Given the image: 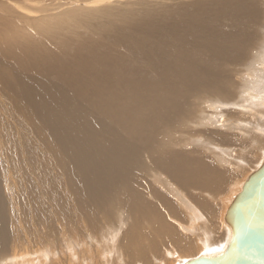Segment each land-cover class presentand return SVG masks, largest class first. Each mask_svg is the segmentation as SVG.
Here are the masks:
<instances>
[{
    "label": "rangeland",
    "instance_id": "374dc122",
    "mask_svg": "<svg viewBox=\"0 0 264 264\" xmlns=\"http://www.w3.org/2000/svg\"><path fill=\"white\" fill-rule=\"evenodd\" d=\"M74 1H78L79 4L81 1H94L92 4L94 7L114 6L133 11L138 16L137 20L140 19L139 23L149 19V27L157 28L156 30L163 34L168 32L173 35L174 27L180 21H184V26L189 27L191 19L195 18L194 16H197L198 13L206 15L212 12L217 17L221 8L220 4L223 2H226L227 7L231 8L235 5L238 7L242 2L244 6L240 9V12H243L242 19H249V23L240 25L243 28L241 30L243 33L241 32L237 37L238 43L236 42L235 45L232 44V48L222 51L223 57L214 48L209 55L206 54V45L203 47L198 40L196 41L198 46L191 47L187 42L186 47L192 58H189L188 54L182 53V45L188 41L187 38L189 40L198 37L204 39V29L200 26L199 31L187 35L175 33L171 43L158 44L151 52L149 51L148 34H142V38L135 36L133 26L116 23L110 25L114 26L111 30L97 28L93 35L101 37V39L94 43L110 42L112 45L115 43L118 47L124 48L122 50L124 55H131L137 47L138 49L142 48L144 57L141 54H134L140 59L133 61L147 62L148 60L143 70L145 75L153 79L154 82L150 84L145 80L142 87L134 89L128 98H124L117 89L109 93V89L104 87L107 79L98 81L95 85V87L101 86L100 93L78 95L72 89V84L77 82L72 80L74 76L70 81L66 80L59 84L67 75L73 74L66 68H62L57 76H50L41 82L39 80L41 77L36 73L24 69L20 71L14 65L13 59L2 55L4 47L0 46L1 147L5 149L4 146L7 142L5 150L0 147L2 149V152L0 149L1 217L7 220L8 225L13 224L20 231L28 229L29 233L26 234L35 241L38 236H42L44 233H48L50 236L47 235V237L54 239L55 236L52 233L57 234L62 229L64 232L67 229L66 234L70 237L75 233L82 236V232L80 230L77 232L74 226L76 221L81 225L80 229L86 231L85 234L89 232V235L93 233L92 236H94L95 233L96 238L92 239L93 242H101L97 235L104 230L113 239L108 244L101 242V245L105 246L107 250L114 252L112 264H182L198 255L218 253L224 248L229 238V230L223 222L228 201L240 191L239 186L241 187L247 175L258 167L264 153V125L261 124V118L258 117V113L264 115V104L262 103L264 102V91L261 93L258 105L256 102L258 100L254 99V96L245 95L242 90L241 93L238 90L228 97L230 92H222L220 89V86H225L228 81L235 83L236 88L242 83L241 68L246 66L251 55L249 53L253 52L256 42L264 39V36L261 37L262 23L261 25L257 24L260 21V16L264 19V3H260L263 1L0 0V19L2 15L8 16L10 18L7 19V23L16 26L24 18H36L44 14L55 13L59 8L53 11L51 9L53 7L55 9L56 4L60 2L63 5L61 8H63L66 7V2ZM158 1L159 3H157ZM256 2L261 5L259 11L255 9ZM212 3L215 5L218 3V5L214 6ZM149 7L152 8L151 12ZM167 7L169 21L168 25L164 26L160 16L166 12ZM231 8H227L226 11L230 12ZM236 8H233L230 13L239 12V9ZM221 9L223 10V8ZM255 11L258 13L255 14ZM180 14L181 16L194 15L189 18L185 15L184 19L178 18ZM251 16L255 18V24H253L254 20ZM263 19L260 22H263ZM95 23L104 25L105 20L93 21V24ZM120 27L124 29L119 30ZM20 29L18 28V30ZM256 29L258 30L256 31ZM193 30L194 26L192 25L191 31ZM253 30L255 32H251ZM128 33L133 34V41L126 40ZM245 33L249 34L248 39H244ZM247 40H250V43L247 44ZM249 45L252 46L248 47ZM160 47L166 48L168 59L176 52L183 55L184 58L174 56L173 59L166 60L164 56L152 57L155 55L154 51ZM63 52L69 51L63 50ZM214 56L218 57L220 63H224L221 70H225L224 74L229 71L232 74L230 77L222 73L223 76L219 78L215 71H210L211 74L205 77L206 66L215 62ZM26 61L25 58L22 63ZM205 61H207L206 64ZM121 62H124L123 58ZM188 62L193 67L192 72L191 69L186 68ZM228 62H231V65ZM178 68L187 69L186 72L181 71L185 74L186 82H184V78L179 77L169 86L165 84L163 75L168 70L176 71ZM239 73H241L240 77ZM76 76L81 77L82 73H78ZM127 78L129 79V77ZM201 79L212 82L215 89L213 91L204 89ZM176 81L180 85L186 83L185 88L177 95L171 96L173 97L171 99L167 94L168 88ZM147 88L150 89L149 92H146ZM36 90L39 93H36ZM186 90L187 92H184ZM190 90L193 92L189 93ZM218 91L222 94H217ZM215 96H217L218 107H213V102H210L214 100ZM238 96L241 97L240 100ZM242 96H245V100ZM135 99L138 104L132 106ZM205 99L209 101L204 103ZM147 100L153 101L146 102ZM136 106H138V111H133L132 109ZM261 109L263 110L261 111ZM199 112L204 113L200 115L202 118L206 117L205 123L200 121ZM210 116H213L212 118L215 120L212 118L210 120ZM193 117L196 122L193 121ZM262 117L264 119V116ZM250 121L255 122L257 126ZM249 123L252 124L249 125ZM245 126L248 129L251 127V130L247 131L249 134L246 133ZM253 127H257V131L256 128L252 129ZM258 128L260 129L258 130ZM15 133L18 142L23 139L19 142L20 145L17 144ZM31 134L33 135L31 136ZM9 135L11 138L14 137V141H10ZM181 136H184L185 139H181ZM206 141H210L209 144ZM1 142L3 143L1 144ZM24 143L26 146H22L25 145ZM213 145H216V148ZM20 146L23 149H20ZM36 147H38L37 151L34 150ZM217 147H220L221 150L219 148L217 150ZM222 148L230 149L231 157L233 156L239 162L230 161L231 164L227 165L225 158L226 162L222 163L224 157L219 159V155L221 156L223 153ZM25 150L28 151L25 152ZM33 151L38 159L35 158ZM28 152L30 156H25ZM181 153L186 154L184 159L178 158V154ZM4 155L8 160L6 162ZM28 165L30 168H27ZM204 165L208 167L207 170ZM193 166L200 172L194 171L191 182L185 186L179 175L183 174L184 168ZM233 166L239 169L236 170ZM3 168H6L7 171L5 172L6 169L3 171ZM34 170L35 172H33ZM217 177L220 178V187H216L215 190L203 187L201 181ZM6 179L11 181L8 180L9 183H7ZM6 185L8 191H3ZM9 191H12L13 197L7 210L4 197L5 193H9ZM182 198H184L183 201ZM185 199L192 206L188 205L189 208L183 206ZM192 207L196 208L195 212L199 213V215L196 213L197 216L195 215L194 218L193 213L186 211ZM190 214L193 219L199 217L198 222L195 220V225L204 224L207 226V230L211 231V233L207 231L212 235L211 243L221 244L218 246L210 244L209 248H206L207 250L204 249L200 252L198 241H196L197 234H192L193 228L188 224L189 221H193L189 217ZM59 215L64 217L63 221L62 219L58 220ZM137 219L140 221L141 228L139 230L136 226ZM62 223L64 226L61 225ZM48 228L50 229L48 230ZM51 228L56 231L58 229V231L53 232L54 230ZM160 230L161 232L163 230L162 234ZM159 232L161 237H156ZM14 237L15 234L10 236L14 240L13 243L17 242L15 245L17 254L24 252L28 246L27 243H23V240L18 242ZM151 239L157 240V242L152 244ZM173 239L188 240L189 247L193 246V249L189 251L188 247L186 250L189 253H179L180 245L178 244L176 247ZM220 239L221 241L218 242ZM50 243L57 253L58 242ZM22 255L11 257L7 251L0 262L5 263L9 259ZM105 255L109 257L108 253ZM62 257L65 256L56 255L51 258L49 256L45 264H61ZM44 260H39L38 264H43Z\"/></svg>",
    "mask_w": 264,
    "mask_h": 264
},
{
    "label": "bare ground",
    "instance_id": "6f19581e",
    "mask_svg": "<svg viewBox=\"0 0 264 264\" xmlns=\"http://www.w3.org/2000/svg\"><path fill=\"white\" fill-rule=\"evenodd\" d=\"M99 1H102V0H98V2ZM262 1L263 2L260 1V3L263 4L264 0H262ZM93 3H94V1L93 2L92 1H81V4H79L78 1L77 2L76 1L66 2V4H65L66 7L61 8L63 5H61V2H60V3L56 4L57 6L55 9H54V7L51 9V11H53V10H57L59 8V10H57L55 13L44 14V15H41V16L36 17V18L35 17L24 18V19H22V22L17 23V21H16V23H17L16 26L11 25V24L9 25L7 23V19H9L10 17L2 15V17L0 19V46L4 47V49L2 51V55L5 57H8L9 59H13L14 65H16L20 69V71H23V69H24L26 71L29 70V71H32L33 73H36L37 76L41 77V79H39L41 82L45 81L50 76H57V74L60 73L62 68H66L68 70H71L73 72V74L67 75L64 79H62L59 82V84L63 81H66V80L70 81L71 77L74 76L72 80L77 81V82H74L72 84V89L78 95L92 94L94 92L100 93L101 89H102L101 86L95 87V85L98 83V81H101L103 79H107L108 81L105 83L104 87L106 89H109V93H112L114 89H117L119 91V93L124 98H128L134 89L142 87V84L145 80H146V82H148L150 84H152L154 82L153 79H150L149 76L145 75L144 70H143L144 67L148 63V60H147V62H140V60H139V62L133 61V60L140 59V58L134 56V54H141L144 57V51L142 48L138 49V47H137V49H135V51L131 55H129V54L124 55V52L122 51V50H124V48L118 47L115 43L113 45L110 42H99V43L95 42L94 43V41L101 39V37H95L93 35V32L97 28H102L106 31L111 30L114 26H110V25L116 24V23H122L124 25L133 26L135 36L142 38V34H148V36H149V51L151 52L158 44H163L164 42L171 43L172 36L175 33H183V34L187 35V34H190L194 31H199V26H200L204 29V39L201 37H198V38H193L192 40H189L187 38L188 41H185L182 45V53L188 54L189 58H192V55L188 53V49L186 47L187 42L191 47L194 45L198 46V43L196 42L198 40V42L200 44H202L203 47L206 45V50H205L206 54L209 55L211 53L212 48H214L215 51L217 53L219 52V54L221 55L222 51L228 50V49L233 47L232 44H234L236 42L238 43L237 37L240 36V34L242 32L241 30L243 29V28H241L240 25L242 23H244V25L249 23V21H248L249 19L248 20L242 19L243 12H240V9H242L244 7L242 2L238 7H237V5L234 4L235 7H233V8L237 7L236 9H239V12L234 11V13H230L233 8L227 7L228 5L226 4V2L225 3L223 2L222 4H220V7L223 8V10L220 8L217 17H215V15L212 12L207 13L206 15L203 13L202 14L198 13L197 16H194L195 18L191 19V25L189 27H185L184 21H180L177 25H175L173 35L171 33H168V32L163 34L161 31L156 30L157 28L153 29V28L149 27V19H146V20L139 23L140 19L137 20L138 16L133 11H128L125 9L116 8L114 6L94 7V6H92ZM157 3H159V1ZM198 3L201 4V2H198ZM260 3L256 2L254 4L256 11L260 10V6H261ZM212 4L214 6L218 5V3H216V5L214 3H212ZM138 5H139V3H138ZM159 5H158V7H159ZM161 5H162V3H161ZM182 5H180V7H182ZM149 8H150V12H151L152 8L151 7H149ZM227 8H231L230 12L226 11ZM263 9H264V7H263ZM167 10H168V7L166 8V12L163 11L164 12L163 15L160 16V20L162 21L164 26H167L168 21H169ZM42 11L44 12L45 10H42ZM256 11H255V14L258 13ZM262 13H263V11H262ZM185 15L181 16V14H180V15H178V18H184L185 19ZM191 15H194V14L186 15V17L189 18ZM251 17L253 18L254 23H253V21H251V22L253 24H255V18H256L255 15H254L255 18L253 16H251ZM261 17L262 16H260V21H261V19H263ZM239 19H240V21H239ZM98 20H105V24L104 25H97V23L93 24V21L97 22ZM250 20H252V19H250ZM18 21H20V20H18ZM237 21H238V25H237ZM260 21H258L257 24L260 23L259 25H261V23H262L261 28L263 29V31H261V28H260V31L263 32L261 34V37H262V36H264V19H263V22H260ZM16 23H14V24H16ZM192 25L194 26L193 31H191ZM251 26H253V25H251ZM254 27H255V25H254ZM18 28L23 29V31L20 32L21 29L18 30ZM123 29L124 28H121V27L119 28V30H123ZM258 29H256V31ZM251 32H255V30H253ZM258 33H260V32L258 31ZM161 35L163 36L162 38H161ZM132 36H133V34L128 33L126 35V40L133 41ZM248 36H249V34L245 33L244 39H248ZM252 38H254V37L252 36ZM262 41H263V43L261 44ZM242 42H244V41H242ZM248 43H250V40H247V44ZM252 43H253V41H252ZM256 43L257 44H256L255 48L253 50L251 49L253 52L249 53L251 55H250L249 59L247 60V63L245 62L246 66H243L241 68L242 76H241V73H239V77L241 76L242 83H240L239 86L236 88L235 83L228 81L225 86L221 85L220 89L222 92H224V91L227 93L230 92L228 97H231L238 90H239V93H241V90H242L245 95L250 94V97H251V95L254 96V99L258 100V101H256V100L255 101L258 102V105H259V100L261 99V96H262L261 93H263V91H264V65H263L264 64V39L260 40ZM117 44H119V43L117 42ZM242 45L244 46V44H242ZM250 46H252V45H249L248 47H250ZM63 50L69 51V52L64 53ZM154 53H155V55H153L152 57L164 56V59H166V60L173 59L174 56H176V57L182 56V58H184L183 55L176 52V53L172 54L171 56H169V59H168L167 50L164 47H160L157 51H154ZM243 55H245V54H243ZM221 56L223 57V55H221ZM25 58L27 59V61H26L27 63L26 62L22 63V62H24ZM122 58H123L124 62H121ZM214 59H215V62L210 63V66L209 65L206 66V69L204 72L205 77H206V75L211 74L210 71H215V73L219 76V78L221 76H223V74H224L223 72L225 70H221V69H222V67H224V63H220L218 61L217 56H214ZM206 63H207V61H205V64ZM228 63L231 65V62H228ZM213 66H214V69H213ZM186 68L191 69V72L193 71V67L189 62L187 64ZM186 68H185V70H182L179 68L176 69V71L175 70H168V72L165 75H163L165 84H167L169 86L171 84V82L175 81L179 77L184 78L185 79L184 82H186L185 74L183 72H181V71L186 72V70H187ZM78 73H82V76L81 77L76 76V74H78ZM130 75H131V77H130ZM224 75L227 77H230L232 74L228 71ZM127 77H129V79ZM230 81H232V80H230ZM185 84L186 83H183L182 85H180L177 81L174 82L173 85L168 88L167 94L169 95V97L172 99L173 97H171V96L177 95L179 93V91L184 90ZM201 84L204 87V89H206V90L213 91L215 89L213 83L210 81L201 79ZM137 91H139V90H137ZM149 91H150V89L147 88L146 92H149ZM184 92H187V90ZM191 92H193V91L190 90L189 93H191ZM222 92L218 91L217 94H222ZM36 93H39V92L37 91ZM198 95H201V94H198ZM236 96H237V94H236ZM242 97L245 100V96H242ZM238 98L240 100L241 97L238 96ZM36 101H38V100H36ZM149 101H153V100H147L146 102H149ZM206 101H209V100L205 99L204 103ZM246 101L248 102L247 99H246ZM246 101H244V102H246ZM261 101H263V100H261ZM168 102H170V101H168ZM210 102H213V105H212L213 107H218L217 96H215L214 100H211ZM262 103L264 104V102H262ZM136 104H138L137 99H135V101L132 103V106H134ZM254 106H255V104L253 105V107ZM132 110L138 111V106L134 107ZM262 110L263 109H261V111ZM248 111H247V113H248ZM200 112L198 115L201 117L200 114H202L203 112L202 113H200ZM6 115H9V114H6ZM258 115H259L258 117L261 118V120H260L261 124L264 125V119L262 117L264 115L261 113H258ZM212 117L213 116H210L209 119ZM212 119H214V118H212ZM2 120H3V118H2ZM205 120H207L205 116H204V118L201 117V119H200V121L202 123H205ZM193 121L196 122V119L194 117H193ZM6 122L8 123V120ZM227 122L229 123V121H227ZM250 122H252V121H250ZM252 123H255V122H252ZM251 124L249 123V125H251ZM16 125H14V126H16ZM255 126H257L256 123H255ZM244 128L247 129L246 133H248L247 131L251 127H249V129H248L245 126ZM254 128H256L255 130L257 131V127H253L252 129H254ZM259 129L260 128H258V130ZM15 132H16V129H15ZM223 132H224V130H223ZM255 134L256 133L254 131V135ZM32 135L33 134H31V136ZM13 138L14 137L11 138V136H10V141H14ZM11 139H13V140H11ZM15 139H16V133H15ZM34 139H36L35 136H34ZM181 139H185V137L181 136ZM21 140H23V139H21ZM21 140L19 142H21ZM205 140H207V139H205ZM5 141L6 140L4 138V143H5ZM16 141H17V139H16ZM197 141H199V140H197ZM19 142L17 141V144H19ZM189 142H193V141H189ZM206 142H208V141H206ZM209 142H208V144H209ZM2 143L3 142H1V144ZM12 143H14V142H12ZM5 144L7 145V142ZM6 145L5 146L2 145V146H4L6 149ZM10 145H11V143H10ZM22 146H26V144L22 145ZM215 146L213 145V147H215ZM0 147H1V145H0ZM31 147H33V146H31ZM207 147H208V145H207ZM17 148H18V146H17ZM19 148L23 149V147L21 148V146ZM24 148L27 149L28 147H24ZM37 148L38 147H36L34 150L37 151L38 150ZM218 148L220 149V147H217V150H219ZM2 149H4V148H2ZM2 149H1V152H2ZM27 151L25 150V152H27ZM221 153H222V151H221ZM223 153L221 156L219 155L220 158L218 157L219 159H221L222 156L224 157V158H222V160H223L222 163L227 161L226 164L230 165L231 164L230 161L239 162L238 160H235L233 156H232L233 158L231 157L230 149H227V148L223 149ZM33 154H34V151H33ZM26 155L30 156V153L28 152L27 154H25V156ZM35 155L36 154H34V156ZM185 155H186L185 153L178 154V158L184 159L186 157ZM226 155H227V157H226ZM5 157H4V159L6 162L8 160H6L7 157L6 158ZM35 158H36V156H35ZM225 158H226V161H225ZM36 159H38V158H36ZM221 161H219V162L221 163ZM29 164L32 165L31 163H29ZM2 167H3V165H2ZM204 167L206 170L208 169V167L206 165H204ZM7 168H9V167H7ZM27 168H30L29 165L27 166ZM5 169L3 168V171ZM235 169L238 170L239 168L238 169L235 168ZM196 170L200 172V170L194 166L193 167H187V168L183 169V174L179 175L183 185L188 186L189 182H191V180H192V177H193L192 175L195 173L194 171H196ZM6 171H7V169L5 170V172ZM33 172H35V170ZM0 174H1V172H0ZM2 176L4 177V174ZM176 176H177V174L175 175V177ZM8 177L9 176H7V178ZM36 178H37V176H36ZM8 180L11 181L10 179H8ZM9 181L7 183H9ZM34 181H36V180H34ZM201 182L203 184V187H205L207 189L215 190L216 187L217 188L220 187L219 186L220 185V178H218V177L215 179H205ZM36 183H37V181H36ZM2 186H3V184H2ZM22 186H24V185H22ZM6 187H8V186L6 185L4 187L5 189L3 188L4 189L3 191L7 190ZM239 188H240V186H239ZM21 190H22V188H21ZM41 196H40V199H42ZM12 197H13L12 191H9V193H5L4 200L6 201V204H7V210L9 209L10 203L12 202V200H11ZM183 199L184 198H182V201H183ZM231 199H229L228 205H229ZM1 205H2V202L0 201V206ZM184 205L188 206L191 204L189 201L186 200L185 202H183V206ZM228 205H227V207H228ZM188 208H189V206H188ZM194 209L192 207V209L190 208L189 210H186L189 213H193L192 214L193 218L196 215V213H197V215H199L198 211L195 212L196 208H194ZM192 215L189 217L192 218ZM62 218H64V217H62L60 215L58 216V220L62 219ZM71 219L73 221V218H71ZM198 219H199V217H198ZM198 219H193L192 222H190L188 220L189 221L188 224L190 226H192V228H193L192 234H194V233H195V235L197 234V236H196L197 240L196 241H198V245H199L198 250L200 252H202L204 249L209 248L210 244H211V246H213L214 243L210 242L212 240V237H211L212 235L210 234L211 231L207 230L208 229V228H206L207 226H205L204 224H200V226L195 225L196 224L195 220H197V222H198ZM55 221H56V219H55ZM62 221H63V219H62ZM76 222L74 223L76 225H74V224L73 225L77 229V232L79 230L82 232V236L79 235L78 233L73 232L75 234H73V235L71 234L72 237H70L69 235L66 234L67 229L65 230V232L62 229V230H59V232L57 234H54L51 232L54 229L51 228L53 230H51L50 232L55 236L54 239H52V237L50 239V237H47V235L48 236H50V235L48 233H44L42 236H38L39 238L37 237V239L35 241L34 239H32L31 236L26 234L27 232L29 233L28 229L20 231L13 224L11 226L8 225L7 220L2 218L0 215V261L2 260L1 258H3V256L5 255V253L7 251H9L11 257L24 254L22 256H19L18 258L9 259L8 260L9 262L8 261L5 263L0 262V264H38L39 260H43V259H45L43 262V264H45L46 260L49 256L51 258V257H55L56 255H59V256L64 255L65 256V257L61 258V260H60L61 264H98V263L99 264H101V263L102 264H112L114 252L107 250L105 248V246L101 245V242L104 244H108V243H110V240L113 241V239H111L108 236V234L103 230L102 232H99V234L97 235L98 238L101 240V242H98V241L93 242L92 239L96 238L95 233H94V236H92L93 233H91L89 235V232H87L85 234L86 231L80 229L81 225L79 223L77 224ZM63 223L61 225L64 226ZM136 226H137V230H139L141 228L139 219H137V221H136ZM49 229L50 228H48V230ZM84 229H86V227H84ZM55 231L56 230H54L53 232H55ZM57 231H58V229H57ZM207 231L210 233H207ZM160 232H161V230H160ZM160 232H159V235L156 234L157 235L156 237H161L160 235L163 233V230H162L161 234H160ZM156 233H158V232H156ZM12 234H15L14 238L16 241L19 242L20 240H23V243L24 242L27 243L28 246L24 252H19V254H17V249L15 248V245L17 244V242L13 243L14 240H12L10 238V236H12ZM57 235H58V238H57ZM203 236H204V238H203ZM46 238H47V240H46ZM42 241H44V242H42ZM55 241L58 242L57 253L55 252L56 249H54L52 243H50V242H55ZM173 241H174V244L176 245V247L178 246V244L180 245V249H178L179 253L180 252H188L186 250L189 247L188 240H180V239L174 240L173 239ZM219 241H221V239L218 240V242ZM59 242H61V244H59ZM154 242H157V240L151 239V243L154 244ZM183 243H185L186 245H184ZM215 244H216V246H218V244H221V243L216 242ZM215 244H214V246H215ZM192 249H193V246L189 247V251H191ZM107 253L109 254V257H107L105 255ZM215 253H217V252H215ZM97 254H98V256L96 257ZM181 256H183V255H181ZM57 264H59V263H57Z\"/></svg>",
    "mask_w": 264,
    "mask_h": 264
},
{
    "label": "water",
    "instance_id": "95a60500",
    "mask_svg": "<svg viewBox=\"0 0 264 264\" xmlns=\"http://www.w3.org/2000/svg\"><path fill=\"white\" fill-rule=\"evenodd\" d=\"M229 230L224 248L202 254L187 264H264V153L258 167L243 181L223 215ZM182 263V264H185Z\"/></svg>",
    "mask_w": 264,
    "mask_h": 264
},
{
    "label": "snow or ice",
    "instance_id": "6c2138e0",
    "mask_svg": "<svg viewBox=\"0 0 264 264\" xmlns=\"http://www.w3.org/2000/svg\"><path fill=\"white\" fill-rule=\"evenodd\" d=\"M185 264H187V262H185Z\"/></svg>",
    "mask_w": 264,
    "mask_h": 264
}]
</instances>
